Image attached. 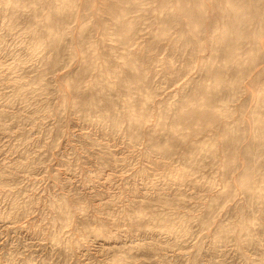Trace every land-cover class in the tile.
Returning <instances> with one entry per match:
<instances>
[{
	"label": "rangeland",
	"instance_id": "1",
	"mask_svg": "<svg viewBox=\"0 0 264 264\" xmlns=\"http://www.w3.org/2000/svg\"><path fill=\"white\" fill-rule=\"evenodd\" d=\"M0 264H264V0H0Z\"/></svg>",
	"mask_w": 264,
	"mask_h": 264
}]
</instances>
